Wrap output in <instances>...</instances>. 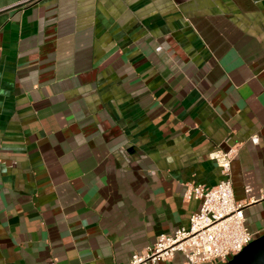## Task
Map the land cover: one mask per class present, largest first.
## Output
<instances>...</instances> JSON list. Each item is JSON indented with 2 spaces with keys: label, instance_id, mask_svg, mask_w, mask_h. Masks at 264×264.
I'll list each match as a JSON object with an SVG mask.
<instances>
[{
  "label": "crops",
  "instance_id": "1",
  "mask_svg": "<svg viewBox=\"0 0 264 264\" xmlns=\"http://www.w3.org/2000/svg\"><path fill=\"white\" fill-rule=\"evenodd\" d=\"M216 148L258 237L264 0H0V264H127Z\"/></svg>",
  "mask_w": 264,
  "mask_h": 264
},
{
  "label": "built area",
  "instance_id": "2",
  "mask_svg": "<svg viewBox=\"0 0 264 264\" xmlns=\"http://www.w3.org/2000/svg\"><path fill=\"white\" fill-rule=\"evenodd\" d=\"M250 140L257 144V134ZM233 157L232 149L216 148L209 153V158L219 168L221 179L209 187L202 184L186 187V198L193 196L200 200L198 210L189 218L188 227L158 234L152 244L133 252L127 264H167L176 252L184 256L185 264H222L256 238L245 225V204L235 200L233 195ZM261 196L264 197V186Z\"/></svg>",
  "mask_w": 264,
  "mask_h": 264
},
{
  "label": "water",
  "instance_id": "3",
  "mask_svg": "<svg viewBox=\"0 0 264 264\" xmlns=\"http://www.w3.org/2000/svg\"><path fill=\"white\" fill-rule=\"evenodd\" d=\"M222 264H264V233Z\"/></svg>",
  "mask_w": 264,
  "mask_h": 264
}]
</instances>
